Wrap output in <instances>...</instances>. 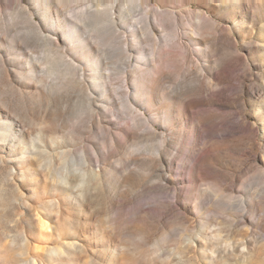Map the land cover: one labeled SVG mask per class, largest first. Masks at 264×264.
I'll list each match as a JSON object with an SVG mask.
<instances>
[{
    "label": "rangeland",
    "instance_id": "374dc122",
    "mask_svg": "<svg viewBox=\"0 0 264 264\" xmlns=\"http://www.w3.org/2000/svg\"><path fill=\"white\" fill-rule=\"evenodd\" d=\"M0 264H264V0H0Z\"/></svg>",
    "mask_w": 264,
    "mask_h": 264
},
{
    "label": "bare ground",
    "instance_id": "6f19581e",
    "mask_svg": "<svg viewBox=\"0 0 264 264\" xmlns=\"http://www.w3.org/2000/svg\"><path fill=\"white\" fill-rule=\"evenodd\" d=\"M162 76H164V75H162ZM162 76H161V77H162Z\"/></svg>",
    "mask_w": 264,
    "mask_h": 264
}]
</instances>
